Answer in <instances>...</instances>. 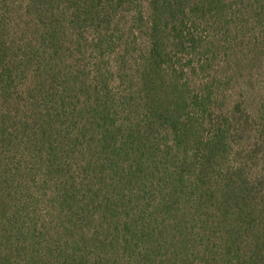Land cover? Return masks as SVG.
Wrapping results in <instances>:
<instances>
[{"label":"trees","instance_id":"trees-1","mask_svg":"<svg viewBox=\"0 0 264 264\" xmlns=\"http://www.w3.org/2000/svg\"><path fill=\"white\" fill-rule=\"evenodd\" d=\"M245 69L264 0H0V264H264Z\"/></svg>","mask_w":264,"mask_h":264},{"label":"rangeland","instance_id":"rangeland-1","mask_svg":"<svg viewBox=\"0 0 264 264\" xmlns=\"http://www.w3.org/2000/svg\"><path fill=\"white\" fill-rule=\"evenodd\" d=\"M250 73L247 69L242 71V77L239 79V81L232 82V90L239 91L241 94L245 95L247 100L254 105L256 110L259 114L263 113L264 111V79L261 77L259 80L255 81L256 76L253 77V80L255 82L256 91H250L249 90V78ZM252 80V82H253ZM261 88V89H260ZM260 89V90H259Z\"/></svg>","mask_w":264,"mask_h":264}]
</instances>
